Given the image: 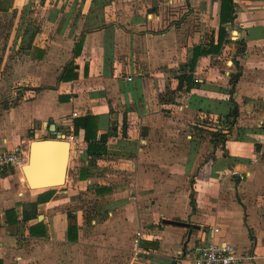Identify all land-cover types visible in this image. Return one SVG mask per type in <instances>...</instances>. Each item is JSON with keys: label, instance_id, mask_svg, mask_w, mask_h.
Segmentation results:
<instances>
[{"label": "crops", "instance_id": "1", "mask_svg": "<svg viewBox=\"0 0 264 264\" xmlns=\"http://www.w3.org/2000/svg\"><path fill=\"white\" fill-rule=\"evenodd\" d=\"M12 1L0 0V12L18 9ZM231 3L42 0L25 36L11 30L5 54L23 40L35 62L23 88L1 60L0 152L23 144L29 154L46 131L77 142L65 187H52L35 218L23 219L25 207L32 213L27 204L51 188H30L22 168L1 174L0 264H113L118 249L133 252L127 264H188L212 236L241 264H264V0ZM86 115L97 117L102 152H88ZM72 181L106 197L95 218ZM38 222L45 234L31 233Z\"/></svg>", "mask_w": 264, "mask_h": 264}, {"label": "rangeland", "instance_id": "2", "mask_svg": "<svg viewBox=\"0 0 264 264\" xmlns=\"http://www.w3.org/2000/svg\"><path fill=\"white\" fill-rule=\"evenodd\" d=\"M42 0H13L11 3L16 6L18 9H14L13 11L10 10H3V12H0V63L1 60L6 59V63L3 66V73L5 78L9 79V71L13 69L15 72H17L19 75L20 80L18 81L19 84L21 83L20 86L23 88H26V84L28 82V77H27V68L30 70L31 68L27 67L34 58H29V51H28V43L22 40V44L20 46V49H12L10 47L8 50H12V53H7L5 54L4 50L7 46V36L10 34L11 30H17V35L18 37H21V35L25 36V32H27V27L25 26V20L28 22V17L30 18L31 16H34L36 14V11H34L39 3H41ZM9 3V1H7ZM5 4V3H3ZM22 6H27V10H25ZM33 13V15H32ZM16 20L17 22V27L13 28L12 24ZM33 29H38V28H32ZM29 32V31H28ZM19 40V39H18ZM16 41L15 44H17L19 41ZM25 42V43H24ZM35 62V61H32ZM1 66V64H0ZM29 91L24 92L22 96L27 97L29 95ZM48 132L44 133L43 135H39L38 137L33 136L31 138V141L34 139H43L47 136ZM77 158H82V157H77ZM79 167L76 165V158L72 162L71 166H69V175L72 177H75V170L78 169ZM121 175V174H119ZM121 184V182H120ZM119 184V185H120ZM125 185V184H122ZM127 185V184H126ZM65 187V184L62 185V187ZM71 186V188H70ZM13 187L17 189L18 187V182L16 180L13 181ZM66 188H70L71 192L74 193L73 198L75 197L80 201V205L82 206L83 210L85 211V214L87 215L88 218L94 217L97 214V210H99V206L104 205L106 202V197L102 196L100 197L98 188L95 186V184H88L84 185L83 189H78L74 187V182L69 183ZM112 189V188H111ZM125 187H119L116 188L115 190H125L127 191ZM121 207V206H120ZM112 208V206L110 207ZM109 208V209H110ZM115 209V208H114ZM119 209V208H117ZM116 211V210H115ZM121 211V210H120ZM117 212V211H116ZM103 218V217H102ZM131 246V245H130ZM131 248L134 250L133 245ZM121 252L126 253V256H128V260L126 259H120L121 258ZM135 252V251H134ZM133 252L132 251H121L117 250L114 253L113 257V264H123L126 261V264L129 263V260L131 259V256L133 257Z\"/></svg>", "mask_w": 264, "mask_h": 264}, {"label": "water", "instance_id": "3", "mask_svg": "<svg viewBox=\"0 0 264 264\" xmlns=\"http://www.w3.org/2000/svg\"><path fill=\"white\" fill-rule=\"evenodd\" d=\"M50 128L54 130L55 126L51 125ZM70 148V141L60 133L54 138L32 140L28 161L22 166L28 186L32 189H45L65 184Z\"/></svg>", "mask_w": 264, "mask_h": 264}, {"label": "built area", "instance_id": "4", "mask_svg": "<svg viewBox=\"0 0 264 264\" xmlns=\"http://www.w3.org/2000/svg\"><path fill=\"white\" fill-rule=\"evenodd\" d=\"M129 101H133V99ZM76 115L77 112H74L73 116ZM60 134L70 141L71 146H74L77 142L76 136L72 133L66 135ZM27 161L28 150L23 144H18L9 151L0 152V176L3 172H7L11 168L21 169ZM214 229L219 230L217 227ZM140 236L141 233L138 232L134 240V251L139 250ZM187 260L188 264H241L243 257L237 254L231 243L212 236L205 240L203 244L197 246L194 254L190 255Z\"/></svg>", "mask_w": 264, "mask_h": 264}, {"label": "trees", "instance_id": "5", "mask_svg": "<svg viewBox=\"0 0 264 264\" xmlns=\"http://www.w3.org/2000/svg\"><path fill=\"white\" fill-rule=\"evenodd\" d=\"M228 2H229V6H230L231 11H233V6H232V3H231V0H228ZM72 67H73V62H70L68 64V66L66 67L65 74L62 76L63 79L68 80V79H71V78H73L75 76V74H73ZM82 125H83V127L85 129V139H86V141L88 143V152H89V154H91L93 152H97V151H100V152L104 151L105 147H104L103 144H98L96 142H93V140L95 139V136H96V132H97V117L94 116V115H86L83 118ZM49 137L50 138H54V137H56V134L52 133ZM104 137L105 136H102V138H104ZM85 176H86V172L81 171L80 172V177L83 178ZM53 192H54V189H52V188L48 189L44 193L39 194L36 201L29 202L27 204V206L29 205L31 211L33 210V212L29 213V210L25 207V209L23 211V219L24 220H29L31 218H35L37 216V213H38V211H37L38 203L48 200L53 195ZM7 213L8 214H14V210L13 209H9V210H7ZM13 221H15V219ZM34 228L41 229L40 232L42 234H45L47 232L43 228V223L42 222H38L34 226H31L30 227L31 233L34 232ZM76 231H77L76 224L70 225L69 226V238L74 239L77 236Z\"/></svg>", "mask_w": 264, "mask_h": 264}, {"label": "bare ground", "instance_id": "6", "mask_svg": "<svg viewBox=\"0 0 264 264\" xmlns=\"http://www.w3.org/2000/svg\"><path fill=\"white\" fill-rule=\"evenodd\" d=\"M26 179V178H25Z\"/></svg>", "mask_w": 264, "mask_h": 264}]
</instances>
